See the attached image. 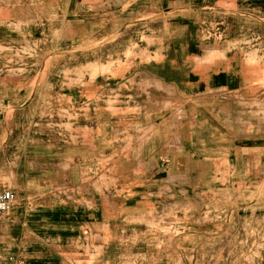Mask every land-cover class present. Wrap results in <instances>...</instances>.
<instances>
[{"label": "rangeland", "instance_id": "rangeland-1", "mask_svg": "<svg viewBox=\"0 0 264 264\" xmlns=\"http://www.w3.org/2000/svg\"><path fill=\"white\" fill-rule=\"evenodd\" d=\"M4 98L0 191L14 141L66 148L55 263L264 264V0H0ZM4 217L0 258L44 242Z\"/></svg>", "mask_w": 264, "mask_h": 264}, {"label": "crops", "instance_id": "crops-1", "mask_svg": "<svg viewBox=\"0 0 264 264\" xmlns=\"http://www.w3.org/2000/svg\"><path fill=\"white\" fill-rule=\"evenodd\" d=\"M27 86L31 89L20 93ZM40 86L43 85L41 83L31 82L19 87V92L14 96L20 102L18 105L20 109L24 108L27 104L31 105L33 103L34 98L38 94L37 89L39 90L41 88ZM35 90L36 92H34ZM5 101L6 98L0 100V114L8 117L12 106ZM48 136L46 130L36 131L33 137L36 140L25 142L24 145L14 141L12 150L9 153L13 155L14 159L18 160L7 162L5 167L11 170V174L7 183L3 185L6 187L4 190H10L14 194L15 204L4 215L5 217L3 216L5 218L3 224H9L10 226H4L2 232L5 233L6 229L7 231H20V228L23 229V226H20V224L25 225L27 222H30L35 225L38 224L37 226L40 225L39 227H34V232L44 234V237H40V239H44V242L40 240L36 241V244L30 245L28 252H21L22 244L16 243L14 247H17V250H19L17 256L11 259L5 257L0 258V264H81V261L79 262L77 259L67 258L68 255H72L68 254V251L74 249L72 247L73 243L68 242V239L63 245H59L62 248L58 247V245H52L53 243L51 242L57 239L53 235L68 233L69 231L73 232L78 227V230L84 232L88 226L76 227L68 224L64 228L57 227L53 220L54 213L48 209V206L36 205V203L45 204L50 201H56L57 199L62 201L63 197L69 200L68 194L63 195L61 193V187L57 184V181L60 179L59 182L62 186L66 187L68 185V169L70 163L66 148L62 146L58 148L50 140H46ZM0 146H4L1 149L5 152V145L0 143ZM20 198L24 206L16 207L20 203ZM89 218H93V214ZM93 228L95 227L93 226ZM53 249L64 250L62 254L67 256L60 262L55 263Z\"/></svg>", "mask_w": 264, "mask_h": 264}, {"label": "built area", "instance_id": "built-area-1", "mask_svg": "<svg viewBox=\"0 0 264 264\" xmlns=\"http://www.w3.org/2000/svg\"><path fill=\"white\" fill-rule=\"evenodd\" d=\"M15 204L14 194L10 190L0 191V219L13 207Z\"/></svg>", "mask_w": 264, "mask_h": 264}]
</instances>
